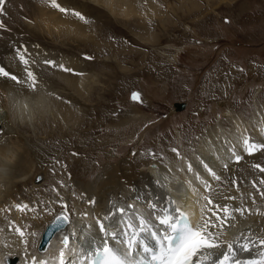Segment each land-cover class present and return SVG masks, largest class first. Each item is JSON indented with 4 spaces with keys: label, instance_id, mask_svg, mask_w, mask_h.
<instances>
[{
    "label": "rangeland",
    "instance_id": "1",
    "mask_svg": "<svg viewBox=\"0 0 264 264\" xmlns=\"http://www.w3.org/2000/svg\"><path fill=\"white\" fill-rule=\"evenodd\" d=\"M59 1L69 10L65 13L72 14L67 19L78 18L73 12L86 18V39H79L74 30L70 32L73 35L60 34L53 28L32 26L20 34L28 40L21 43L23 52L15 50L16 58L20 61L23 54L30 61L31 56L35 77L43 80L45 87L50 85L42 90L43 95L69 105L79 120L74 118L63 125L58 114L46 109L38 121L35 118L28 126L22 125V134L14 129L8 131L11 145L17 143L30 151L36 171L26 182L23 179L12 188H1L0 198L7 197L4 208L11 199L20 198L13 201H30L20 205L26 206L22 212L37 213L24 237L44 227L57 212L65 213L70 220L76 215L85 219L93 216L94 220L98 219L94 212L109 207L114 208L110 215L117 207L126 206L129 214L135 204V213L140 215L152 213L151 204L158 206L154 214L160 213L162 207L173 209L170 192L175 188L170 190L167 179H154L149 167L164 166L171 159L183 157L201 161L197 147L207 127L215 124V128L218 125L229 130L232 122L224 115L226 112L246 121L255 107L262 111L264 105V0H132L131 6L126 5V0ZM54 13L65 19V13ZM15 40L19 43L21 38ZM63 58L70 62L72 82L82 72L78 70L83 69L87 79L84 91L65 86L54 72L58 67L52 69V62L58 61L59 65ZM33 80L16 83L37 90ZM133 93H139V101L131 99ZM173 102H182L183 108L174 110ZM53 116L57 118L50 120ZM6 128L0 125L2 138ZM245 153L244 157L239 155V161L233 159L231 167L223 165L216 175L220 179L214 178L208 191L213 211L228 205L218 202L216 194L230 186L243 191L238 207L245 209L249 222L233 230L237 232L233 235L232 231L229 241L239 258L255 257L264 251V245L259 243L264 240V171L255 167H264V149ZM136 161L144 165L139 167ZM123 165L127 172L132 171L129 183L117 175L121 177L119 183L129 186L125 187L126 195L119 188L96 187L94 178L99 170ZM37 175L41 176L38 183L34 181ZM124 196L132 198L126 201ZM142 200L145 204L138 203ZM233 207L227 206L231 211ZM109 221L108 227L114 228L113 220ZM85 234L80 238L77 235L79 241L74 242L87 245L85 241L91 233ZM246 240L252 242L250 252L240 248ZM30 243V249L35 250L33 238ZM222 246L225 251L227 247ZM5 260L1 263L5 264Z\"/></svg>",
    "mask_w": 264,
    "mask_h": 264
},
{
    "label": "bare ground",
    "instance_id": "2",
    "mask_svg": "<svg viewBox=\"0 0 264 264\" xmlns=\"http://www.w3.org/2000/svg\"><path fill=\"white\" fill-rule=\"evenodd\" d=\"M55 2L60 6V8L61 6L62 8H64L63 4H61V1L55 0ZM119 5L122 6L121 4ZM126 5L131 6L132 0H126ZM23 6L25 7V9H22ZM55 11L57 13V11L60 10L59 8L52 6L51 0H5V3L3 5V10L0 11V67H3L7 72L14 71L18 74L16 75L17 77L16 80L11 79V75L7 77L0 76V125L2 127L6 125L7 127L6 128L7 130H5L7 131L5 132V137L2 138L0 135V197L2 196L1 188L9 189V186L10 188H12L11 185L16 186L20 184L21 180L23 181V179H26L24 180L26 182L27 180L32 179L34 173L36 172L35 169L33 168L34 162L32 163V159H30V155H29L30 151L28 152V150L23 149V147L21 148V146L17 143L12 145L9 143V139L7 137L8 135L10 136V132H8L9 129H14L19 134H22L23 133L22 125L28 126V122L32 121L33 123L35 118H37L38 121V118L42 116L43 111H45L46 109H48V112L52 114L55 115L58 114L60 122L62 121L61 123L63 125H66L67 121L71 122L72 119L75 118V120H77L79 118L76 112L69 105H65L62 102L51 100L49 96L43 95L42 90L47 89V87L49 88L50 85L47 86L48 84L47 83L45 84L47 87H45L43 85L44 81L39 80L38 78L35 77L34 75L35 64L32 65L31 56H29L31 60L30 61L28 60V63L26 64L27 66H25V71H24V63H22L21 60L18 61L16 58L17 51L15 50H19L20 52H23V50L21 51V49H23L21 47L22 45L21 43L25 42V40H28V37L20 36V34L24 33V31L30 29L32 26H36L37 28H39V26H43V28L46 27L45 30L47 29V27L53 28L54 31L60 34L73 35V32L72 33L70 32L74 30V34L77 33L76 36H80L78 37L79 39L80 38L86 39L84 37L85 35H88L86 34L87 31L84 29V26L87 23L85 22L86 18L85 20H81L79 18L67 19L68 15H72V14L70 13L66 14L65 12H63L66 14V16L65 19H62L60 16L54 13ZM68 11L69 10H67L66 12ZM21 15H25V18H23V16ZM51 33L49 32L48 34L51 35ZM15 37L21 38L19 43L15 40ZM34 50L36 51V49ZM40 53L42 54V50ZM25 59H28V56ZM51 61L52 60L49 59V62ZM57 62L56 63L52 62L51 67L52 69L53 66L58 67L57 70H54V72L60 78L63 79V83L66 84L64 85L65 86L68 85L69 87L74 86L78 92L84 91V87L87 79H86V75H84L83 69L81 68L80 70H78L82 72L80 74L78 73L75 77V82H72V77H70L71 73L69 74V71L66 72L65 70L69 68L70 62L67 60V58L60 59L59 65L57 64ZM33 63L35 62L33 61ZM28 73H32V77H29ZM33 77L35 78V81L33 80V83L37 84V85L35 84V86H37L36 88L37 90H34L35 88L30 89L29 87H31V85L28 87V89L27 87L20 85L21 84L19 82L20 80L22 81L29 78L31 80ZM16 82H19L20 84H17ZM26 84L28 85L29 83ZM261 107H262V111L259 108L255 107V110L252 113L251 117L246 121H243L242 119L239 118L234 119L233 114H229V112H226L224 115H226V118L229 119L230 123L232 122V126L230 127L229 130L218 125L217 128H215V124L211 127H207L208 129H206L204 133L199 136L200 142L197 147L199 149L198 151L199 155L200 154L202 155L201 156L202 159H200L201 161H198L194 158L192 160L191 158L183 157L182 159L179 160L171 159L164 166L155 165L154 167L151 166H150L151 168L149 167L148 172H151L154 179L156 180L161 179V181L167 179L166 183L168 184L170 190L175 188L174 192L172 191L170 192L172 193L171 195L174 202L173 209L177 206L181 208L182 211H184L188 215L193 225L202 223L204 220L207 219H211L212 221H215L216 216H214L213 213H217L216 211L219 212L220 210L217 209L216 211H213L212 204H208L207 200H205V197H209V193H208L210 189L209 185L212 183V181L215 182L214 177L211 175V172H214L217 175L218 172L223 168V165L224 168H226L225 165L231 167L232 165L231 163H233V159H235L236 156L239 155L243 157L246 156L245 146L243 145V140L245 138L249 139V141L252 144H263L264 105ZM49 115L50 114H47L46 116ZM56 118L57 116L56 117L53 116L52 119L50 120ZM47 122L48 120L45 121V124ZM49 122L52 123V121ZM34 124L35 126L36 125L38 126L39 122ZM250 132H252L251 133L252 135L250 134ZM257 150L258 149L252 151V153H254ZM136 165L140 167L144 165V163L143 161H138V162L136 161ZM209 170H211V172ZM99 171H100L98 173L99 175L94 178L98 183L96 187L104 186L107 188V190H113V188L114 189L119 188L122 194L126 195L125 190L127 188L125 187H127L128 185L125 186L124 183L122 182L119 183L118 180L119 178H121L120 176H124L125 179L123 181H127L129 183L128 179L130 178V173L132 174L131 170L127 172L128 168H126L123 165L117 169L102 168ZM120 173L123 175H121ZM170 173H172L171 179L169 178ZM118 174L120 175L119 178L117 177ZM40 180H41V176H40ZM40 180L38 182H40ZM6 184L9 185L7 186ZM241 190L242 189H234L230 186L228 190L227 189L226 191L223 190L219 194L215 195L216 198L218 199V202L222 204H228L227 205L228 207L230 205L231 207L234 206L232 208V211L230 210V215L232 219L228 221L227 224L228 226L224 227L223 232L219 233L220 242H223L222 244H224L226 247H227L226 242L231 241L230 238L232 235V231L239 230V228H241L243 225L249 222V216L246 215L247 212L244 211L245 209L242 208V206L238 207V205L241 203L240 198H242L240 196L241 194H243L242 193L243 191L241 192ZM102 193L106 195L104 192ZM233 195H235V197ZM131 198L127 196L125 197L124 200L127 201L128 199ZM6 199L7 197L5 195L4 198H0V264H2L1 263L2 260L4 261L6 258L8 259L9 257H11L7 255H12V257L16 256L17 259L12 264H41L42 261L46 262V264H60V259H61L60 253H61V249L64 248V245H62L59 242L60 236L57 234V232H55L52 235V237L49 239L47 248L43 252H37L36 249L31 250L30 245L32 243H30V240L33 238V243H36L39 239L38 235L44 227L43 225H41V227L36 229L34 233L30 232L29 235L27 236L25 235L24 237L25 231L31 230L28 224L31 221L36 220L35 218H37V213L35 211L22 212L21 208L17 206L23 204L28 205L30 201L25 203H23V201L21 202L13 201V200L20 201L19 200L20 198L11 199L9 202L10 205H7L6 208H4V206L7 204ZM130 202L131 201H129V203ZM78 203L79 201L77 202V204ZM138 203L145 204L143 200L138 201ZM136 205L137 204H135V206ZM146 205L143 206V210L147 209ZM135 206L132 205L131 209L133 210L129 214H127L126 212L127 210H125L127 206L123 208L125 210L123 217H120L117 211H114L115 215L113 214L110 215L109 212L112 213L114 210V208L112 207L111 210L109 209L110 207L109 208L101 207L102 208L100 209L101 211L94 212L95 214L94 217H98V219L94 218V220H93V216H91V218L85 219V217L83 218L81 215L80 216L76 215L74 218H71V220L68 217V223L63 229V233L69 237V245L68 248L65 249L64 264H81V261L83 260L82 257L84 256V253L81 251V247L83 245L82 243L79 246L78 244H76V242L79 241V239H77L78 238L77 235H79L80 238L86 232L87 234L89 232L91 234H89L87 238L88 240L94 239L95 241L99 240L100 242L102 235H100L101 233L99 230L98 221L100 223L104 221L105 229L109 228L107 229L109 231H117V226L115 222L118 219H122L123 221H129L131 219L133 223H136L138 225V220H136L135 218L138 216H144L145 218L150 219L151 222L156 223L154 220V215L159 214V212L153 214V216L151 217L149 216V214L140 215L135 213L136 210ZM7 207H10L11 210L8 211L5 210L7 209ZM140 208H142V205H140ZM163 208L165 207H162V209ZM239 208H241L240 209L241 211H237V212L234 211L235 209H239ZM34 209H36V206H34ZM80 210L81 207L78 208V211ZM10 212H12V214ZM220 215L223 216L224 213L222 212ZM109 220H113L112 222H114L113 223L114 228L108 227L106 222H110ZM23 222H25V224L22 225ZM119 227L124 228V225L120 224ZM17 228H19L23 232V235H21L19 232L16 231ZM124 230L127 231V229ZM213 231L219 232L218 229H213ZM36 232L38 233V235ZM74 232H77L79 234L74 235ZM236 232L233 231V235H235ZM92 233L94 234L92 235ZM124 238L125 236L123 232H121L120 239H124ZM75 239L76 242H74ZM109 242L115 243L114 241H111V239ZM85 246L86 247L84 246L83 247L84 248L88 247V245ZM258 256L260 258V255ZM243 257L244 256L235 260H239L241 262L243 260L246 261L249 260L248 259L249 257L247 258H243ZM253 257L254 256H252V258ZM5 264H10V263L5 262ZM83 264H86L85 260L83 261Z\"/></svg>",
    "mask_w": 264,
    "mask_h": 264
},
{
    "label": "snow or ice",
    "instance_id": "3",
    "mask_svg": "<svg viewBox=\"0 0 264 264\" xmlns=\"http://www.w3.org/2000/svg\"><path fill=\"white\" fill-rule=\"evenodd\" d=\"M4 3L5 0H0V11L3 10ZM51 4L53 7L59 8L61 12L67 11L60 8L55 0H51ZM73 15L85 20V17L78 12H73ZM85 22L87 21L85 20ZM20 60L24 64L28 63L23 55L20 56ZM65 70L69 71V69ZM9 75L3 67H0V76L7 77ZM28 75L32 77V73H28ZM11 79L16 80L17 77L13 75ZM131 99L139 101V93H133ZM243 145L249 154L256 149H264V144H252L247 138L243 140ZM173 151L176 150L173 149ZM235 158L237 161L241 159L240 156ZM255 167L264 171V167L260 165ZM209 171L211 172V170ZM211 175L217 180L220 179L214 172H211ZM261 183H264V180ZM261 194L264 195V193ZM205 200L208 204L213 203L210 197H205ZM17 207L23 208L26 206L18 205ZM150 207L153 210L152 213H149L151 217L157 206L151 204ZM124 211V209H117L120 217H123ZM220 211L224 215L213 213L216 216L215 221L207 219L195 225L191 223L188 215L178 206L174 209L168 207L161 209L159 214L154 215L156 223L151 222L150 219L144 216L135 218L138 220V225L133 223L131 219L129 221L118 219L115 222L117 231L105 229L103 223L98 221L102 238L99 243L94 239L85 241L88 247H81V251L84 253L81 264L84 260H87L88 264H241V261L233 259L235 256L233 243L226 242L227 250L222 251L219 233L223 232L224 227L232 217L229 208L224 207ZM234 211L241 210L235 209ZM61 222L67 223V217L58 216L54 221L56 224ZM120 224H123L124 228H120ZM124 229H127V231ZM213 229H218L219 232L213 231ZM16 231L23 235L19 228ZM121 232L125 236L124 239H120ZM110 239L115 243H110ZM62 243L64 248L61 249L60 264H64L65 249L68 248L69 237L64 236ZM251 243V241L246 240L245 243L240 245L241 250L250 252ZM259 243L264 245V240H260ZM41 264H46V262L42 261ZM246 264H264V251L260 253L259 259L249 260Z\"/></svg>",
    "mask_w": 264,
    "mask_h": 264
},
{
    "label": "water",
    "instance_id": "4",
    "mask_svg": "<svg viewBox=\"0 0 264 264\" xmlns=\"http://www.w3.org/2000/svg\"><path fill=\"white\" fill-rule=\"evenodd\" d=\"M172 105L174 107V110H181L183 108L182 102H173ZM39 180H40V175H37V177L34 178V181L38 182ZM58 216L65 217L66 215L62 212H59L56 215H54L50 221L46 223L44 228L41 230L39 239L36 243V250L38 252H43L47 248L48 241L55 232H57V234L60 236L59 242L63 244L62 243L63 237L66 236V234L63 233V229L68 223V218H67V223L61 222L60 224H56L54 223V221ZM16 259H17L16 256L11 257L7 259V263L12 264L16 261Z\"/></svg>",
    "mask_w": 264,
    "mask_h": 264
}]
</instances>
